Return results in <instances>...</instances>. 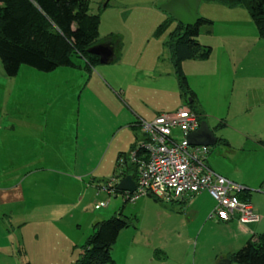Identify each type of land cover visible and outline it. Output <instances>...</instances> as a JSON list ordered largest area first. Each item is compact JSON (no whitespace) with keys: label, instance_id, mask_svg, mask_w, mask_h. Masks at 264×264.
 Here are the masks:
<instances>
[{"label":"crops","instance_id":"0c3cea01","mask_svg":"<svg viewBox=\"0 0 264 264\" xmlns=\"http://www.w3.org/2000/svg\"><path fill=\"white\" fill-rule=\"evenodd\" d=\"M155 4L150 6L151 16L139 18L146 31L120 34L124 38L121 58H117L119 39L106 36L98 44L112 50L108 62L88 68L78 62L79 67L60 66L49 72L21 65L13 76L12 95L5 91L1 94L0 219L4 227L0 232L7 234L3 239L9 245L6 264H71L95 222L116 215L126 219V227L130 226L129 218L136 220L134 232L127 233L131 250L125 255L126 262L142 259L150 251L143 246H151V242L144 239L140 245L135 238L143 228L144 218H150L153 206L159 217L183 221L168 229L175 235H186L189 243L194 238L196 251L198 238L202 237L198 258L191 264H219L264 232V129L258 128L262 118L249 112L255 101L264 103V75L252 73L256 83L247 82L242 72L246 69L244 52L249 46L244 50L246 35L238 30L222 43L217 65L211 64L214 47L206 42L212 47L210 56L185 59L181 68L203 120L206 113L216 116L208 123L217 140L209 146L206 164L249 191L245 201L257 219L247 223L216 221L212 217L215 202L206 190L159 206L155 202L159 199L153 195L140 196L128 204L127 191L116 188L121 177L114 175L118 155L127 153L136 136L141 137L138 122L173 112L185 104L171 51L165 43L168 35L154 33L167 14L160 8L157 11ZM255 31L256 40L264 41L256 27ZM233 49L237 51L233 55L235 63L229 66L232 60L226 58L234 54ZM252 51L254 47L249 53ZM227 73L229 83L223 78ZM7 77L0 72L1 85L10 81ZM209 104H220L221 111ZM175 133L180 136L176 128ZM123 169L125 175H134L129 163ZM107 183L116 191L104 189ZM127 207L128 216L124 213ZM159 217L156 221L160 224ZM84 218L86 234L81 224ZM205 225L219 228L209 251L203 245L207 242ZM154 246L165 252L159 255L165 258L160 259L162 263L173 258L164 243ZM118 256L112 255L115 262ZM174 258L178 259L177 255ZM175 262L190 264L188 258Z\"/></svg>","mask_w":264,"mask_h":264},{"label":"trees","instance_id":"16d2710c","mask_svg":"<svg viewBox=\"0 0 264 264\" xmlns=\"http://www.w3.org/2000/svg\"><path fill=\"white\" fill-rule=\"evenodd\" d=\"M208 1L244 6L258 35L264 38V0ZM166 15L154 33L157 36L167 33L165 43L171 51L181 96L202 121V115L195 109L196 102L181 62L210 56L212 47L201 44L198 36L201 25L212 23V20L200 16L193 26H185ZM99 23V14L91 11L90 0H0V61L5 74L13 77L21 65L43 72L60 66L79 67L77 59H81L86 68L96 65L99 58L91 54L89 49L100 41ZM168 27L170 31H167ZM139 138L140 135L136 136L127 153L118 155L114 173L116 177L125 175L126 169L123 166L129 163L133 167V177L136 178L135 164L130 161L129 152L136 149ZM119 158L123 159V163H118ZM248 194L249 191L243 188L237 195L245 201ZM127 225L126 219L118 215L95 222L92 233L79 246L77 258L71 264H116L111 249L119 232ZM228 258L239 264H264V232L246 241L239 249L231 252Z\"/></svg>","mask_w":264,"mask_h":264},{"label":"rangeland","instance_id":"374dc122","mask_svg":"<svg viewBox=\"0 0 264 264\" xmlns=\"http://www.w3.org/2000/svg\"><path fill=\"white\" fill-rule=\"evenodd\" d=\"M161 1L162 0H90L91 11L97 12L101 20V24L99 25V29H98L99 40L103 39L106 36L118 38L119 52L117 58H121L123 55V51H121V49L124 46V38L123 35L121 36L120 34L132 33L133 31H139L142 33L146 31V27L142 26V22L139 18H147L152 15V10L150 6H152L153 3H156L155 9L159 11V6ZM197 12L199 16L208 17L209 19L211 18V20L214 21L213 23L201 25L200 34L198 36V41L201 44L204 43L206 44L207 42V43H211V45L214 47V55L212 57L213 59H211V64L217 65L219 63L218 54L220 50H222V43L227 39H229L226 37H229L230 33L236 32V30H238L239 32H241L242 35L244 34L246 35L244 37V42H243L244 50L246 49L247 46H249V48L244 52L246 69L242 73L246 75L245 77L248 79L247 82L256 83V80L251 79L252 77L251 75L252 73H254V75L256 76L264 75V41L256 40V37L254 35V32H256L254 23L252 22V19L249 13L247 12L246 8L240 5L229 6L219 1L200 0ZM165 16L167 17L166 14ZM170 22L174 24L173 21ZM172 26L173 25H171V27ZM206 27L208 28L207 31H206ZM167 31H170V27L167 28ZM111 33L115 35H112ZM236 42L237 40L234 39V44ZM251 47H254L255 52L252 51L249 53V49ZM235 54H237L236 50H234V54L230 53L229 56L226 58V59H230V62L232 60V63L229 66L234 65L235 60H233V55ZM77 62H82V60L77 59ZM221 64H224V61H221ZM25 67H27V65H25ZM27 68H29V66ZM252 68L253 70L251 71ZM0 72L5 74L1 61H0ZM227 77H230L229 73L223 76V78L227 80V82L229 83L231 78H227ZM7 78H9L7 80L10 81H7V83H4L3 85L0 84V96L4 91L6 92V95L8 94L12 95L11 88L13 87L14 80L13 77L8 76ZM223 81H224L223 79L218 80L220 84L223 83ZM225 87L226 86L222 87L223 91L225 90ZM209 107H211L212 109H216L219 112L221 111L220 104H217L216 106L215 104H209ZM195 109H197V106H195ZM249 112H252L254 115H257L259 118H262L260 125L258 126V128H260L259 131H262L264 129L263 127L264 103H261V101H255L252 110H249ZM214 118H216V116L213 113H209V114L206 113V119L204 121L207 124L208 123L210 124L214 121ZM175 135L177 134L175 133ZM155 202L159 206H163L166 204L161 200L159 201L156 200ZM131 203L132 202H128V204ZM129 211L130 210L128 207L126 209L124 208V213L127 214V216L130 215L128 214ZM149 216L150 218H144L143 228L139 230V233H137V236L135 238L136 240L140 241V245L142 244V242H144V239H148L151 242V246H143V247H147L148 249L150 248L149 254L145 255L142 259L134 258L132 262H126L125 255L129 250H131V248H128L127 246V243L130 244L129 242L130 236L127 235V233L134 232L135 230L134 225L136 224L135 219L129 218L130 226L122 230V232L119 235L120 239L117 245L114 246V249H111L112 255L115 256L119 255L117 257L118 259L116 260V264H176L175 261H177L178 259L184 261L186 260V258H188L191 264L194 258L196 259L198 258V253L200 249L199 247L201 242L200 239L202 237L199 236L198 238L199 246H198V250L196 251L194 245V238L189 243V240H187L186 235L184 234H181L180 236L175 235L171 230L168 229V227L169 228L174 227L176 224H182L183 221H178L177 218L172 216L163 215L162 217H159L160 213H158V210L155 206H153V209L151 210ZM158 217L161 219V223L163 224V227L161 223L160 224L157 223L158 220L156 221V218L158 219ZM85 220L86 219L84 218L81 222L83 234H86ZM131 222L133 224H131ZM158 225L159 227L157 228ZM3 227H4L3 223L1 222L0 219V231L3 229ZM218 229L219 228L217 226L205 225L203 231H204V237H206L207 242H205L204 240L205 243H203V245L206 249L208 248L207 249L208 251L211 249V246H213L212 237L216 234ZM167 230L169 231L167 232ZM141 232H143V234ZM6 237L7 234H3L0 232V264L7 263L6 255L9 245L7 243H3V239H6ZM158 242L161 244L164 243L166 247L165 249H168L170 251L167 253L170 254V257H173L172 259L167 261V263H162L160 260V259L165 260L164 257L159 256L161 251L162 252L164 251L161 249L160 250L153 249V247H157L154 246V244H158ZM172 249L176 251L173 252L171 251ZM75 255L76 256H74L72 262L77 258V254ZM156 255H158L159 258ZM176 255L178 259L174 258Z\"/></svg>","mask_w":264,"mask_h":264},{"label":"built area","instance_id":"2783aa9c","mask_svg":"<svg viewBox=\"0 0 264 264\" xmlns=\"http://www.w3.org/2000/svg\"><path fill=\"white\" fill-rule=\"evenodd\" d=\"M199 123V114L186 103L173 112L138 122L141 137L136 149L129 152L136 168V186L134 191L127 192V200L134 202L140 196L153 195L170 203L206 190L215 201L212 217L216 220L255 221L257 216L250 204L237 195L243 186L217 174L206 164L210 147L189 144L187 137ZM175 128L180 136L173 134ZM118 163H123V159L119 158ZM109 183L103 188L115 192Z\"/></svg>","mask_w":264,"mask_h":264},{"label":"water","instance_id":"95a60500","mask_svg":"<svg viewBox=\"0 0 264 264\" xmlns=\"http://www.w3.org/2000/svg\"><path fill=\"white\" fill-rule=\"evenodd\" d=\"M200 0H165L159 6L160 10L167 13L175 21L185 25L193 26L199 19L198 6ZM91 54L97 55L100 63H106L112 56V50L103 44H96L89 49ZM188 142L191 145H206L212 146L216 143V136L214 131L208 126V124L202 120L200 121L196 130L189 133ZM136 181L133 176L123 175L119 181L116 182V188L118 190H125L127 192L134 191ZM230 259H223L219 264H230Z\"/></svg>","mask_w":264,"mask_h":264}]
</instances>
